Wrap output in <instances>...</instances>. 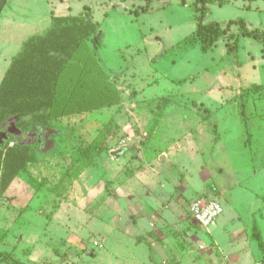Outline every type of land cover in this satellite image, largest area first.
<instances>
[{"label": "rangeland", "instance_id": "rangeland-1", "mask_svg": "<svg viewBox=\"0 0 264 264\" xmlns=\"http://www.w3.org/2000/svg\"><path fill=\"white\" fill-rule=\"evenodd\" d=\"M48 1L7 0L0 35H11L10 22L23 16L33 22L19 31L22 40L41 35L50 11L85 16L99 33L73 58L85 66L66 84L69 115L59 108L49 129H29L27 144L40 146L25 182L0 201V264H129L112 229L129 225L130 214L145 217V232L156 220L155 236L167 235L184 264H262L264 219L262 249L250 230L236 233L251 226L252 211L264 213V89L254 90L264 85L263 45L232 26L201 51L188 41L194 0ZM212 1L204 23L243 19L250 30L264 29V0ZM16 47L0 48V83ZM5 134L2 141L16 143ZM215 199L223 212L209 227L190 222L194 203ZM180 231L186 239L177 246ZM105 232L112 234L100 252Z\"/></svg>", "mask_w": 264, "mask_h": 264}, {"label": "trees", "instance_id": "trees-1", "mask_svg": "<svg viewBox=\"0 0 264 264\" xmlns=\"http://www.w3.org/2000/svg\"><path fill=\"white\" fill-rule=\"evenodd\" d=\"M212 2L194 0L197 27L188 40L192 45H198L201 51L207 52L219 39L230 36L232 26H238L242 37L261 43L264 50V29L250 30L243 19L229 21L226 27L218 22L204 23V18L210 14L206 5ZM186 3L187 0H180V4ZM98 30L97 23L85 16L52 17L45 32L29 38L12 59L0 83V133H8L5 139L17 140L10 146L9 142L0 139V201H5V194L17 180L25 182L23 174L38 155L40 145L32 147L27 144L35 134L29 129L35 126L49 129L50 119L59 108L64 107L69 115L71 106L66 98L70 90L66 84L77 76L80 78V71L85 66L77 67L78 61L74 62L73 58L88 40L96 39ZM97 44L95 42V46ZM69 64H72V70L63 74ZM86 84L82 79L81 88L85 89ZM263 89L264 85L254 88L255 92ZM11 126L17 131L16 135L9 130ZM253 237L262 249L257 230H254Z\"/></svg>", "mask_w": 264, "mask_h": 264}, {"label": "crops", "instance_id": "crops-1", "mask_svg": "<svg viewBox=\"0 0 264 264\" xmlns=\"http://www.w3.org/2000/svg\"><path fill=\"white\" fill-rule=\"evenodd\" d=\"M45 1L49 2L48 0H45ZM7 3L5 4L3 10L5 9ZM3 10L1 11V13L3 12ZM1 13H0V15H1ZM48 14L51 16L50 17V19H51L53 17L51 11L48 12ZM50 19H49V22H50ZM44 21H45V25L50 24L45 19H44ZM32 22H33V18L31 16L28 18L23 16L19 21H17V20L11 21L10 23L12 24L11 26L13 27V29L11 30V33L12 34L15 33L16 38H14L12 36V34L9 35L8 37H6V35H0V48H3V49H5L6 47L15 48L17 46L16 52L14 53L15 55H13V56L11 55L14 58L21 51L22 45L25 42V40H22V38H24V37L19 36V31L21 30L22 27H25V26L27 27L30 24H32ZM34 22L36 24L38 23L40 26L44 25L42 23L40 24V21L39 22L34 21ZM0 29H1V26H0ZM29 35L31 36V34H29ZM8 67H9V65H8ZM221 196H223V195L220 194L218 198L220 199ZM219 199H215V201L217 200V202L220 204ZM128 200L131 201L132 199L128 198ZM261 205H262L263 211H264V204L262 202H261ZM222 212H223V210H222ZM252 212H254V213H252V214L250 213L251 217H249L251 226H247L245 229L244 228L238 229L236 235L238 233H239V235L240 234L245 235V233H247L248 230H250L249 233H252V234H253L254 230H257L261 234L260 226H259L258 222L260 220L264 219V213L258 214L257 210H254ZM258 212H259V210H258ZM256 214H258V217L255 216ZM152 215L156 216V217H159V215H160L162 217L161 218L162 220L164 217V214L160 213V212H159V214L157 212H152V214L150 216L152 217ZM189 217L190 216L188 215V218ZM143 218H145V217L133 218L130 214L129 219L127 220L130 222L129 225H125V226H121V227L117 226L114 229H112L110 227L113 230V234L115 235L113 240L116 239V241H117L116 244L119 245L123 241V243H121V244L124 245L125 247H127V250H124L121 245L118 246V248L122 250V256L124 257V255H127L126 252L131 254L130 255V257H131L130 263L133 262V264H168L170 262V259H172V263H170V264H184L183 256L180 258L179 256L173 255L174 253L172 254L169 251L171 247H170V241L168 240L169 238L167 235L166 236L161 235L162 237L155 236L154 230L155 229L158 230V228L155 227L156 222H157L156 220L155 221L152 220L153 225L150 224V227L152 226L155 228V229L151 228L152 229L151 231H153V232H151V231L145 232L142 230L140 222L143 221ZM190 222L195 224V222L192 220H190ZM158 226L160 227V225H158ZM222 228H224V226ZM177 230H179V229H177ZM181 232L183 233L181 235V237L176 238V245L177 246H178L179 241H180L179 238L183 242L186 239L183 237L185 235L184 234L185 232L180 231V233ZM105 233H103L105 236H103L104 239L101 243V246L99 247L100 252H104V250L107 248V246L109 244L108 234H112L109 232H105ZM180 233H178V234H180ZM214 233H216V229L214 230ZM118 236H120V237H118ZM182 237H183V239H182ZM124 240H126L128 243L124 242ZM173 242H175V240H173ZM143 246L146 248V250H148L146 257H145V255L142 256V254H141L144 251ZM116 247L117 246H115V248ZM86 250L89 251L90 249H86ZM93 254H92V258H93ZM237 259L239 261L238 257H237ZM120 261H121V264H125V263L128 264L127 260H124L123 258H120ZM258 262H259V260H258ZM261 263L264 264V262H261Z\"/></svg>", "mask_w": 264, "mask_h": 264}, {"label": "built area", "instance_id": "built-area-1", "mask_svg": "<svg viewBox=\"0 0 264 264\" xmlns=\"http://www.w3.org/2000/svg\"><path fill=\"white\" fill-rule=\"evenodd\" d=\"M222 213L221 205L216 201L194 203L190 208V218L203 228L209 227Z\"/></svg>", "mask_w": 264, "mask_h": 264}, {"label": "water", "instance_id": "water-1", "mask_svg": "<svg viewBox=\"0 0 264 264\" xmlns=\"http://www.w3.org/2000/svg\"><path fill=\"white\" fill-rule=\"evenodd\" d=\"M6 2H7V0H0V13H1L3 7L5 6ZM123 152H124V149H119V150H117V151H113V152H112V156H114V157H118V156H119L120 154H122ZM195 224H196V222H195Z\"/></svg>", "mask_w": 264, "mask_h": 264}]
</instances>
